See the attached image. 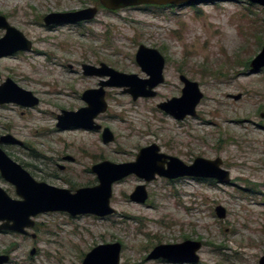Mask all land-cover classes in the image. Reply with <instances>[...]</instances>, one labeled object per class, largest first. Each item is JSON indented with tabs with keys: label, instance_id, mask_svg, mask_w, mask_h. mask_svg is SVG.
I'll return each mask as SVG.
<instances>
[{
	"label": "rangeland",
	"instance_id": "1",
	"mask_svg": "<svg viewBox=\"0 0 264 264\" xmlns=\"http://www.w3.org/2000/svg\"><path fill=\"white\" fill-rule=\"evenodd\" d=\"M89 8H99L90 23L44 25L50 14ZM0 16L33 44L31 52L0 59V85L10 79L40 100L33 109L0 106V137L11 135L24 144L1 148L37 182L72 193L93 188L99 185L94 166L135 162L140 149L154 144L187 165L197 158L221 159L231 178L220 185L163 178L146 183L130 176L113 185L114 215H40L28 236L0 232V256H9L10 264H83L98 246L119 244L120 264H172L147 258L159 245L193 241L202 244L199 264H259L264 256V69L254 73L250 64L264 47V8L217 1L109 12L99 0H0ZM4 36L0 29V39ZM141 46L165 58V83L156 98L136 102L123 89H105L108 111L96 122L115 141L104 144L97 131L58 130L61 112L85 108L83 93L108 80L85 77L82 66L105 64L147 79L136 63ZM181 76L198 83L204 99L196 118L178 122L158 106L181 98ZM139 186L148 194L144 205L130 200ZM0 187L19 200L15 187L1 177ZM218 207L226 210L225 219L217 217Z\"/></svg>",
	"mask_w": 264,
	"mask_h": 264
},
{
	"label": "water",
	"instance_id": "2",
	"mask_svg": "<svg viewBox=\"0 0 264 264\" xmlns=\"http://www.w3.org/2000/svg\"><path fill=\"white\" fill-rule=\"evenodd\" d=\"M245 1L252 5L264 8V0H99L100 6L109 11L117 12L137 7H182L196 3L206 2ZM99 15V8H89L71 13H54L45 17L46 27L58 25H77L90 23ZM0 29L6 31V37L0 40V58L13 56L19 52H31L32 43L17 29L9 25L7 19L0 16ZM136 63L141 71L148 77L141 79L137 75L119 73L105 64L99 68L83 65L85 77L107 78L108 81L100 83V89L87 91L83 101L87 108L77 113L63 112L58 118V128H81L88 131H102L95 120L105 114L108 105L105 99L106 88L123 89L131 96L133 101L157 97V89L165 83V58L155 49L141 46L136 54ZM252 71L259 72L264 69V47L261 53L250 64ZM184 88L181 98H174L158 106V109L171 116L178 122L187 118L197 117V108L204 99L200 86L185 76L180 77ZM241 97H234L239 100ZM15 103L25 108L35 107L39 100L32 93L18 88L12 81H8L0 88V105ZM264 119V114L262 115ZM103 142L110 144L115 141L109 129L103 130ZM22 145L12 136L1 138V145ZM96 175L99 185L93 188H82L72 193L70 190L58 189L46 183H39L15 163L0 147V177L15 187L19 200H13L0 187V232H13L28 236L33 229V219L48 213H66L71 217L96 216L105 218L116 213L110 207L113 195V185L130 176L153 182L157 178L169 181L179 179H201L215 181L220 185L231 183L230 173L223 169L221 159L206 160L197 158L193 164L187 165L180 159L165 155L157 145L142 149L136 161L129 164H113L104 162L91 169ZM131 201L145 204L148 194L145 186H139L130 197ZM226 210L222 207L216 209L219 219L226 218ZM202 249L200 242L185 241L176 245H159L148 256V261L163 260L172 264H199L198 253ZM35 251L32 252V255ZM121 245L111 244L98 246L84 259L83 264H120ZM9 256H0V264H10ZM259 264H264V256Z\"/></svg>",
	"mask_w": 264,
	"mask_h": 264
},
{
	"label": "flooded vegetation",
	"instance_id": "3",
	"mask_svg": "<svg viewBox=\"0 0 264 264\" xmlns=\"http://www.w3.org/2000/svg\"><path fill=\"white\" fill-rule=\"evenodd\" d=\"M7 21H8V19H7ZM44 21V20H43ZM9 23V22H8ZM82 24H84V23H82ZM9 25H10V23H9ZM45 25V24H44ZM77 25H81V24H77ZM12 27V26H11ZM54 27H56V26H53V27H47V28H54ZM14 28V27H13ZM2 30V29H1ZM5 31V30H4ZM19 31V30H18ZM6 31H5V36L4 37H6ZM3 37V38H4ZM3 38H1L0 40H2ZM32 50H33V44H32ZM31 50V51H32ZM19 53H27V52H19ZM18 54V53H17ZM16 55V54H15ZM14 56V55H13ZM9 57H12V56H9ZM5 58H8V57H5ZM0 59H3V58H0ZM83 67V66H82ZM0 79H1V75H0ZM8 81H12V80H10V79H8V80H6V82H4L2 85H0V88L1 87H3L5 84H7V82ZM108 81V80H107ZM13 82V81H12ZM14 83V82H13ZM15 84V83H14ZM16 85V84H15ZM17 86V85H16ZM18 87V86H17ZM18 88H20V87H18ZM21 89V88H20ZM23 90V89H22ZM25 91V90H24ZM88 91H90V90H88ZM87 91H85L84 93H83V95L86 93ZM106 92V91H105ZM31 93V92H30ZM33 94V93H32ZM83 95H82V100H83ZM33 96L35 97V98H37L38 100H39V98L35 95V94H33ZM105 99H106V96H105ZM84 102V101H83ZM11 104H14V105H17V106H19V107H21V108H24V109H33V108H36V107H38L39 106V104H40V100H39V104L37 105V106H35V107H31V108H25V107H23V106H21V105H18V104H15V103H11ZM86 104V103H85ZM5 105H10V104H4V105H0V106H5ZM108 105V104H107ZM88 106H87V104H86V107L85 108H87ZM82 109H84V108H81L80 110H82ZM80 110H78L77 112H79ZM108 111V110H107ZM63 112H68V111H62L61 112V116H62V113ZM77 112H69V113H77ZM107 113V112H106ZM105 113V114H106ZM101 115H104V114H101ZM100 115V116H101ZM100 116H98L97 118H96V120H95V123L97 124V119L100 117ZM60 117V116H59ZM58 117V118H59ZM188 119V118H187ZM186 119V120H187ZM185 121V120H184ZM58 124H59V121H58ZM58 124H57V126H58ZM98 125V124H97ZM102 128V127H101ZM57 129L58 130H61V131H67V130H69V129H73V128H69V129H67V130H63V129H60V128H58L57 127ZM79 129H81V128H79ZM107 129V128H106ZM83 130V129H82ZM103 130H105V129H103L102 128V131H100L101 133H102V135H103ZM85 131H88V130H85ZM90 132H92V131H90ZM6 136H11V135H6ZM6 136H1L0 137V140H1V138H3V137H6ZM13 137V136H12ZM14 138V137H13ZM115 138V137H114ZM15 139V138H14ZM17 140V139H16ZM18 141V140H17ZM102 141H103V138H102ZM20 143H22L21 141H19ZM105 144V143H104ZM9 145H12V146H18V147H24V144L22 143V145L20 146V145H13V144H9ZM9 145H7V146H9ZM2 146V145H1ZM0 146V147H1ZM152 146V145H151ZM147 148V147H146ZM2 149V148H1ZM142 149H144V148H142ZM142 149H140L139 150V152L142 150ZM161 149V148H160ZM137 158V157H136ZM104 162H108V161H104ZM104 162H102V163H104ZM16 163V162H15ZM133 163V162H132ZM99 164H101V163H99ZM126 164H129V163H126ZM118 165V164H117ZM119 165H121V164H119ZM21 166V165H20ZM24 169V168H23ZM25 170V169H24ZM92 172V171H91ZM33 178V177H32ZM34 179V178H33ZM184 179H189V178H184ZM179 180H182V179H179ZM195 180H197V181H206V180H201V179H195ZM169 181V180H168ZM176 181H178V180H176ZM170 182H175V181H170ZM39 183H42V182H39ZM79 190V189H78ZM136 190V189H135ZM135 190H134V192H135ZM133 192V193H134ZM132 193V194H133ZM131 197V196H130ZM131 200V199H130ZM133 202V201H132ZM135 203V202H134ZM138 204V203H137ZM142 205H144V204H142ZM70 216V215H69ZM72 218H78V217H72ZM16 234V233H15Z\"/></svg>",
	"mask_w": 264,
	"mask_h": 264
}]
</instances>
